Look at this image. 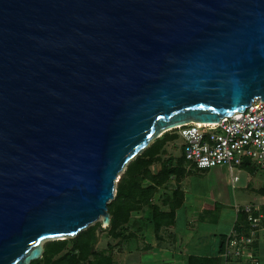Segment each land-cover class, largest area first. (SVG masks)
<instances>
[{"label": "water", "instance_id": "1", "mask_svg": "<svg viewBox=\"0 0 264 264\" xmlns=\"http://www.w3.org/2000/svg\"><path fill=\"white\" fill-rule=\"evenodd\" d=\"M264 101V0H0V264L100 220L176 125Z\"/></svg>", "mask_w": 264, "mask_h": 264}, {"label": "rangeland", "instance_id": "2", "mask_svg": "<svg viewBox=\"0 0 264 264\" xmlns=\"http://www.w3.org/2000/svg\"><path fill=\"white\" fill-rule=\"evenodd\" d=\"M173 133V130H168L165 134L163 133V135L159 136L163 141L161 152H159L158 154V159L153 161L152 165H150L149 167L153 172H157L161 169V167L167 170L173 166H180L182 167L183 172H181V174H178L177 172L176 174H172V176H170L165 183L157 186L156 190L149 196V202L154 205H159V209L161 211H164L170 208L168 202L165 203L166 197L169 196V199L173 201L177 200V198L180 199V204L174 210V215L176 217L175 219H178L177 224H179V226L183 227V224L192 221L193 226H197L198 224H200L201 226H205L204 228L207 227L208 230L213 226L216 227L218 223L207 220V217H216V214H218L222 209L223 214H221L220 217H232L230 214H234L233 217H236V215H239L241 213L238 212V209L243 208L248 204H252V202H259L262 199V193L260 192L262 190L264 191V171L262 169L258 168L254 164H249L250 167H235L236 169L234 170L233 175L236 176L237 179L232 186L231 178L233 176L231 177L229 175L226 166L216 165L206 169H197L192 168L188 162H182L179 157L181 155V146L183 143V139L181 137L171 138ZM125 168L126 166L121 172H119V174L117 175V180L119 179ZM116 182L114 187V195L116 193ZM142 183L145 187V185L148 184L149 181L144 180ZM175 188H178L181 191L180 194L175 195L173 193ZM141 198L142 194L137 195L136 201L138 205H134L130 208L128 219L122 223L120 222V227L118 228V230L116 229L117 231H120V229L123 227V236H131L135 234L137 232L135 228H140L141 230L143 229L144 225L150 222V220H148L149 218H146L151 217L150 207H147V205L143 204L140 205L139 202L141 201ZM222 200L224 201L223 204H221ZM229 205H231V207H229ZM123 206V209L129 206L127 200L123 202ZM196 214H198V217H201V219L194 217ZM123 219L124 217H120V221ZM221 224L222 223H220V225H218L215 230V236H217L215 238L218 240H220L219 231H222ZM100 227L103 230H101ZM100 227L95 228V235L97 236V239L93 245V249L105 252L106 255L110 256L112 262L116 263L119 260H116L117 256L115 254L118 253V248H123V246H125L123 244V241L125 242V240H121L122 244L120 245L116 244L117 241L122 239V237L114 238L113 236H110L108 234V228H104L103 225H100ZM122 231L120 232L121 234L123 233ZM145 232L147 236L146 241L152 246L155 245L154 240L152 242L151 238V235H156L154 228L146 226ZM262 237L264 238V234ZM54 239L58 238L54 237L43 239L41 241V244L43 246L46 241ZM186 240L188 239L185 238L183 242H186L187 245L188 242H192ZM207 240L208 242L211 241L210 239ZM108 244L113 245L114 251L112 249V252L114 253H111V250L108 249ZM179 245L180 249L182 250L184 244ZM69 248L70 245H68V249ZM66 250L67 249H65L64 251ZM133 255H135L134 252ZM114 257H116V259H114ZM129 257L131 256H128V258Z\"/></svg>", "mask_w": 264, "mask_h": 264}, {"label": "trees", "instance_id": "3", "mask_svg": "<svg viewBox=\"0 0 264 264\" xmlns=\"http://www.w3.org/2000/svg\"><path fill=\"white\" fill-rule=\"evenodd\" d=\"M170 130L174 131L171 138L179 137L175 128ZM166 132L167 131H165L164 134ZM162 144L163 141L160 137L154 139L141 151L140 154L128 162L125 170L116 182V193L114 198L107 204L110 222L109 225L104 228H108V234L110 236H113L114 238L122 237V239L117 241L116 244L118 245L122 244L121 240H125L127 243L132 240L133 235L123 236V227L120 231L117 230L121 225L120 222L122 223L128 219L130 208L134 205H138L136 201L137 195L142 194L141 201L139 202L140 205L143 204L150 207L151 217L146 218H149L148 220H150V222L148 223H150L151 227L154 228L156 234L159 232L157 229H160L161 226H169L174 220V210L180 204V199L177 198V200L173 201L169 199V196L166 197L165 203L168 202L170 208L164 211L159 209V205H154L149 202V196L156 190L157 186L165 183L166 180L172 176V174H176V172L181 174V172H183V169L180 166H173L167 170L161 167V169L157 172H153L152 169H150L149 166L152 165L153 161L158 159V154L161 152ZM179 159L182 162H188L184 158L182 146ZM249 164L253 163L244 160L241 166L248 167ZM144 180L149 181L145 187L142 183ZM180 192L181 191L178 188H175L173 191L175 195L180 194ZM125 200H127L129 206L123 209V202ZM238 212L241 213L238 215L239 217L236 224L238 227L237 229L239 231L242 230L241 232H245V234H248V231L250 230V221L247 218L248 212L243 210V208L238 209ZM250 212L253 216H257V211L253 208H250ZM120 217H124V219L120 221ZM100 225L101 222L96 221L72 237L46 241L43 245L41 257L36 260H32L30 264H114L110 256L106 255L105 252L93 249V245L97 239V236L95 235V228L100 227ZM247 228H249V230ZM100 229L103 230L101 227ZM121 231L123 232L122 234L120 233ZM226 239L224 238L221 241L218 256L222 257L224 261L242 258L249 245H245L238 255H233L231 248H227ZM68 245H70L69 249ZM107 247L111 250V253H114L112 252V249L114 251L113 245L108 244ZM65 249L67 250L64 251ZM227 250H229V253H227Z\"/></svg>", "mask_w": 264, "mask_h": 264}, {"label": "built area", "instance_id": "4", "mask_svg": "<svg viewBox=\"0 0 264 264\" xmlns=\"http://www.w3.org/2000/svg\"><path fill=\"white\" fill-rule=\"evenodd\" d=\"M175 128L183 139L184 158L194 168L226 166L229 175L233 176L230 177L232 186L237 179L233 175L235 167L241 166L244 160L264 171V101L260 99H254L244 111L224 116L216 123L192 121ZM250 208L254 205L243 207L248 212L250 236L234 232L226 239L227 248H231L233 255H238L245 245L251 243L260 221L259 216L252 215Z\"/></svg>", "mask_w": 264, "mask_h": 264}, {"label": "crops", "instance_id": "5", "mask_svg": "<svg viewBox=\"0 0 264 264\" xmlns=\"http://www.w3.org/2000/svg\"><path fill=\"white\" fill-rule=\"evenodd\" d=\"M190 166L192 167L191 164ZM260 192L262 193V199L259 202H252L254 205L253 209L257 211L260 221L256 231L252 235V241L247 247L246 253L240 259L224 261L222 257L218 256L221 241L224 238L226 239L228 235H233L236 232L250 236L249 231L248 234H245V232H241L242 230L239 231L237 229L238 215L233 217L234 214H230L232 217H220L223 214L222 209L216 214V217H207V220L218 223L217 226L222 223V231H219L220 240L215 238L217 237L215 236L217 226H213L207 230V227L204 228L205 226H201L200 224L193 226L192 221H190L181 227L177 224L178 219L174 217L172 224L161 226L159 233L155 236L151 235L152 242L153 240L155 242V245L152 246L146 241V226L151 227L150 223H147L143 226L144 230L135 228L137 232L133 234L131 241L128 243L123 241L125 246L118 248V253L115 254L117 259L116 257L114 259L119 261L114 264H264V238L262 237L264 234V191ZM223 203L224 201L222 200L221 204ZM198 214L194 217L201 219V217H198ZM247 229L249 230V228ZM185 238L188 239L186 241L192 242H188L187 245L186 242H183ZM207 239L211 241L208 242ZM179 244H184L182 250ZM133 252L135 255H133ZM128 256L131 257L128 258Z\"/></svg>", "mask_w": 264, "mask_h": 264}, {"label": "bare ground", "instance_id": "6", "mask_svg": "<svg viewBox=\"0 0 264 264\" xmlns=\"http://www.w3.org/2000/svg\"><path fill=\"white\" fill-rule=\"evenodd\" d=\"M196 122H198V121H196ZM198 123H200V124H202V123H204V124H206V123H208V122H198ZM177 126H179V125H176V127ZM176 129V128H175ZM170 130V129H169ZM168 131V130H167ZM176 133H177V129H176Z\"/></svg>", "mask_w": 264, "mask_h": 264}, {"label": "clouds", "instance_id": "7", "mask_svg": "<svg viewBox=\"0 0 264 264\" xmlns=\"http://www.w3.org/2000/svg\"><path fill=\"white\" fill-rule=\"evenodd\" d=\"M99 221V220H98ZM101 222V221H100ZM102 225V224H101ZM108 226V225H107ZM104 227H106V226H104ZM61 238H63V237H61Z\"/></svg>", "mask_w": 264, "mask_h": 264}]
</instances>
